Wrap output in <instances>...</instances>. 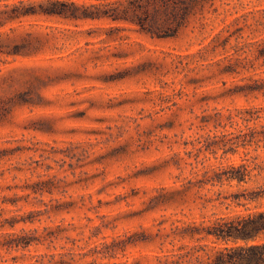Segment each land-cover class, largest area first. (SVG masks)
<instances>
[{
  "label": "rangeland",
  "instance_id": "374dc122",
  "mask_svg": "<svg viewBox=\"0 0 264 264\" xmlns=\"http://www.w3.org/2000/svg\"><path fill=\"white\" fill-rule=\"evenodd\" d=\"M112 26L0 29V264H159L177 227L264 209L226 199L264 175L214 180L264 157L239 138L264 125V0H206L173 39Z\"/></svg>",
  "mask_w": 264,
  "mask_h": 264
},
{
  "label": "trees",
  "instance_id": "16d2710c",
  "mask_svg": "<svg viewBox=\"0 0 264 264\" xmlns=\"http://www.w3.org/2000/svg\"><path fill=\"white\" fill-rule=\"evenodd\" d=\"M205 1L0 0V29L22 23L28 18L58 17L71 22L107 21L112 27L129 23L136 26L140 33L153 39H173L189 24L197 7ZM3 45L0 43L1 49ZM251 90L260 89L253 87ZM253 119L244 120L251 122ZM247 128L248 132L239 136L244 144L255 142L258 147H264V125L260 126V130ZM231 150L228 149L225 153L236 151ZM262 175L264 157L251 156L238 164L221 167L214 174V180L220 183L237 181L238 184H243ZM262 198L264 190L254 191L250 195L236 194L226 199H231L237 206H245L241 203L243 199L254 202ZM207 222L177 227L173 235H167L166 238L172 237V244L174 240L190 242L177 247L173 244L176 248L165 254L159 264H264V209L235 216H218ZM31 242L26 241L25 244ZM42 264H52V261Z\"/></svg>",
  "mask_w": 264,
  "mask_h": 264
}]
</instances>
